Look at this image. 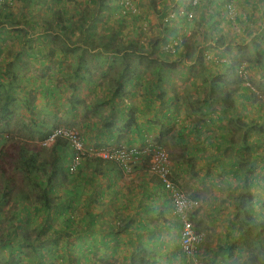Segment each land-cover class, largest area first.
Listing matches in <instances>:
<instances>
[{
    "label": "crops",
    "instance_id": "crops-1",
    "mask_svg": "<svg viewBox=\"0 0 264 264\" xmlns=\"http://www.w3.org/2000/svg\"><path fill=\"white\" fill-rule=\"evenodd\" d=\"M48 1L58 7L60 15L61 10H67L62 15V20H58L59 26H57V23L55 24L57 27L55 31L68 33L69 39L67 41L69 42L61 43L59 51L54 50L53 47V56L44 57L46 53L38 54L32 51L40 49V46L43 47L42 50L49 48L50 44L52 45L49 34L44 31L37 34L38 38L35 42V39L25 35L22 40H32L31 49L34 50L20 48L15 52V58L12 61L15 62V65L17 63L19 65L16 66L18 69L13 75L33 74V72H27V70H20L26 66L49 70L54 63L61 61V72L65 75L64 83L61 85L62 92L67 90L66 88L72 87L70 86L73 82L71 70L75 65H80V72L91 71L93 75L105 77L104 81L106 83L101 86V91H112L115 86H118L119 91L129 93L128 96H131L130 102L137 109L138 124L145 131V136L148 135V139L152 140L156 138L161 147L168 152L171 159V176L174 182L189 196L197 198L201 202L200 209L193 214L195 229L203 236L198 250L197 263L229 264L235 262L237 264H248V261L251 262V256H248L246 252H250L249 248H252L250 241L258 230L252 231V234L247 233L245 235L246 239H244L246 231L244 228L239 229L240 221L244 222V220L237 213L235 204L237 202L236 197L239 195L238 190L241 187L238 175L241 170L240 166H243V163H240L239 166L236 158H233V155H241V151L239 149L232 150L226 146L229 139L227 117L222 116L223 113L213 110L212 107L213 112L209 116L207 114L197 115L187 109L188 101L193 100L191 96L196 92V90H193V85H190V81L194 82L196 78L191 77L184 82L181 76L185 71L183 69L184 64L187 66L192 65L191 59L194 61L195 54L186 57L185 50L179 48L177 57L176 54L173 55L163 50L167 48V43L169 45L175 44L173 40L176 36L181 35V30L176 31L173 28V35H168V39H160V41L154 42V44L159 45L157 52L141 51L139 53L132 52L130 49L125 52H116L113 49L114 44H117L116 35L113 34L114 25L112 24L109 27L110 23L107 21L111 17L110 9L113 0ZM100 1H104L107 5L99 10ZM216 1L209 0L216 11L221 13L217 26L221 28L219 31L221 30V34L231 46L234 57L237 56V59L241 60L240 63L248 65L247 69L251 75L252 85L263 94L264 0H238L237 12L239 19L236 21H238L239 29L232 35V31L228 33L225 26L236 27L237 23H227L222 11V0ZM42 2H45V0H42ZM209 2L208 0H201V4L195 10L196 22L203 19L204 10L208 8ZM116 3H119V0ZM137 3L141 7V11L149 10L148 7L143 10L141 1H137ZM180 4L178 3L176 8L181 7ZM15 5L17 6V1ZM15 5L11 8V12L14 9L15 12L20 9L21 6L16 7ZM0 10H5V8ZM139 12L140 9L138 8L136 16L127 17H131L133 20V18L138 17ZM23 15L25 16V18L22 16L24 18L23 26H29L24 22L26 19L29 22H36V26L40 22L34 19V13L31 9H27V13H23ZM142 15L144 16V13ZM209 17L212 16L209 15ZM12 18H14V15H12ZM68 19L69 21H67ZM178 19L176 18L173 22L178 21ZM5 26L10 25L5 23ZM117 26L120 27V24ZM174 27H176V24ZM212 27H215V25H212ZM101 30L106 35L97 37V32ZM190 31H194V29L190 27ZM109 33H111V36L106 38ZM116 33L119 32L116 31ZM127 33L131 34L130 31H127ZM43 34H47V37ZM78 34L80 35L77 41L75 39ZM82 34L85 35L83 42L87 39V43H92L90 40L96 39L92 49L86 47V44L80 43L83 39ZM4 35L5 32L0 31V47L5 40L2 39ZM132 36L127 38L130 39ZM187 41L192 49L196 47L198 50L203 47V43L195 37L191 40L187 39ZM202 41H204V37H202ZM211 41V39L205 40L207 42L205 46H213ZM111 42H114L113 46ZM70 43H72V46ZM256 44H258V47ZM107 48H110L109 51H106ZM224 48H226V45H224ZM137 56H146L150 59L154 58L153 56H162L169 60V63H175L176 66L180 64L177 71L173 69L177 73L179 72L178 78L171 75L167 78L168 81H164V79L157 82L151 71L146 70L145 59L142 64L135 68V64L138 62ZM211 58L214 59L213 53ZM227 58L232 61L230 57ZM259 60L260 63H258ZM50 62L53 64H50ZM124 66L128 69V74L122 73ZM135 69L137 70V76L133 77L134 74L132 73ZM218 72H223V70L220 69ZM78 75L81 76V74ZM73 79H75L77 85L87 86L84 84L85 82L82 83L83 79L79 81L76 76ZM102 81L100 82L102 83ZM130 82H132L131 85H129ZM197 85L198 87L201 86L200 82ZM3 87L6 88L7 85H3ZM185 90L191 92L187 97ZM12 92L16 91L12 90ZM139 94L141 96H138ZM3 98L12 100L8 95ZM114 99L115 104H118L120 98L114 97ZM124 99H126L125 103H128V98ZM56 100L58 101V99ZM147 102L151 105L148 106ZM249 104L250 101L247 100L237 103L238 108L235 113L239 118L243 115L244 121L248 123L252 122L257 116L247 117L250 114L249 112L244 115L241 109L246 108ZM73 105L78 108L79 103L74 100ZM109 106L114 108L111 102ZM115 112L108 115V121L120 123L122 114L118 111ZM217 113L218 115H216ZM91 121L94 122L95 120L91 119ZM192 126L200 129V132L190 134L187 129L192 128ZM131 134L128 138L134 139ZM253 138L250 135L249 141H252ZM143 142H138L135 145L140 146ZM218 145L222 146L221 151L217 149ZM251 154L250 151L244 155L249 161V165L244 169L256 171L253 177L249 176V181L251 180L252 183L250 190L252 197L250 196L249 203L250 208L253 210V219L264 221V195L261 194H264V165L256 162L262 155L257 154L251 158ZM233 162H236V166L233 165ZM86 166H89V164H83L81 172L79 171L77 181L80 184L77 186L78 190L75 194V196L80 195V203L76 205L75 209L80 211L81 217L75 223V235L72 241L74 257L79 255V260H84L86 256H89V261L93 264H128L129 259L133 256L138 259L140 256L144 257V264H183L179 251L180 228H178L173 215L168 193L161 187L158 179L150 173L147 162L142 160L138 163L130 175L122 172L115 173L107 164H101L99 168L101 174H94L92 172L95 170L94 166H91V172L85 169ZM89 177H93V179H90L92 183L89 181ZM87 200H89V210H84L82 206L87 205ZM129 217H131V220ZM111 221L117 223L120 229L117 230V227L112 228ZM77 226L78 229H76ZM250 235L252 237L248 240ZM146 253L153 255L155 258L148 257Z\"/></svg>",
    "mask_w": 264,
    "mask_h": 264
},
{
    "label": "trees",
    "instance_id": "trees-1",
    "mask_svg": "<svg viewBox=\"0 0 264 264\" xmlns=\"http://www.w3.org/2000/svg\"><path fill=\"white\" fill-rule=\"evenodd\" d=\"M16 1L18 0H3V2H0V9L5 8V10H0V20H4L5 23L9 24L10 26L15 24L12 21V12L11 8L14 7L16 4ZM22 1V0H21ZM26 1V0H23ZM31 2L33 0H30ZM184 1V0H183ZM221 1V0H219ZM30 2V4H31ZM189 3L187 5H183L179 8L174 9V12L169 13L168 15H165L166 17L161 18V24L164 26L167 35L172 36L173 35V28L176 31L180 29L178 26L179 22L183 23L182 21H193L195 19V13H196V8L201 4V0H196L194 3V0H189ZM209 2V0H208ZM218 2V0H217ZM221 3L222 5V11L224 12V19L227 21L228 24H233L236 22L238 19V12H237V5H238V0H222ZM221 3H219L221 5ZM119 4V3H118ZM211 4V2H209ZM208 4V5H209ZM107 3L104 1H100L98 5V9H102L105 7ZM214 7V5H213ZM228 7V9L226 8ZM182 8V9H180ZM215 8V7H214ZM219 8V5H218ZM67 10H61V15L56 14L55 16L57 19L62 20V15L65 14ZM216 14H219L218 11H216ZM226 12V13H225ZM228 12V13H227ZM120 14L124 16L121 12ZM191 15V17H189ZM212 15V14H210ZM25 18V16L23 15ZM92 18V17H91ZM176 18H179L178 21H174ZM210 18V17H209ZM213 18V17H211ZM219 18H213V23L212 25H215L214 30L218 28V21ZM69 21V19L67 20ZM217 21V22H214ZM25 24H29L32 28L36 26V22H29L27 19L24 21ZM85 24V23H83ZM176 24V27H174ZM57 26L59 24L57 23ZM221 29V28H219ZM217 29L216 33L220 34L216 35L213 37L211 43L213 46L209 45L206 47L207 50H210V52H213V58H208L205 59L204 56V50L205 48L201 47L200 49H192L191 45L188 44V41H184L185 43H182L181 46H174V53H170V49L168 47L169 43H167V48L163 49L164 51L170 53V54H176L177 56V51L179 48H183L186 53V57H191V54H195L194 61H192V65L187 66L184 64L183 69L185 70L183 72V75L181 76L182 81L186 82L189 80V78L193 77L195 80L194 82L190 81V85H193V90H196L195 94L191 96L193 98L192 101H188V107L189 111H191L194 114L197 115H206L209 116L213 112L211 109V106L216 105L220 108V110L223 112L221 114L222 116L227 117V130L229 131V139L226 142L227 148H231L232 150L239 149L241 151V155H233V158H236V162H238L239 166L240 163H243V166L241 167V170L239 172V179L241 183V187L238 190L239 195H237L236 199L237 202L235 204V209L237 213L241 216V218L244 220V222L240 221L239 224V229L244 228L246 233L244 234V239L245 235L247 233H251L252 231L258 230V232L264 231V221H260L259 219L257 220L256 218L253 219V210L250 208V190L252 188V183L249 181V176L253 177L256 171H249L244 169L246 166L249 165L248 158H245L244 155L247 152H250L253 147H259V146H264V125H262V120L258 121L259 117H262L261 110L262 106L264 104V93L262 94L260 91L254 88V86L248 82H243L242 85L240 86L239 89L232 90L228 88L230 86V80L226 78V73L225 72H232L235 73L238 72L239 74H246L245 70L241 67L235 69V64H239L240 66L242 63H240L241 60L237 59V56L234 57V53L232 54V49L231 46L227 43V40L223 35L221 34V30L219 31ZM43 36L47 37V34H43ZM49 37H52V34L49 35ZM177 37V36H176ZM31 41L32 40H27L23 41L25 44H27V49H31ZM54 42H52V46L49 48L42 50L43 47L40 46V49L32 51L33 53H43L45 57L48 56H53V47H54ZM51 45V44H50ZM224 45H226V48H224ZM258 47V44H256ZM157 47L158 45L156 44V47L154 45L151 46L149 50L150 52H157ZM223 47V48H221ZM220 48V49H219ZM61 49V46H60ZM118 50V49H117ZM213 50V51H212ZM141 52V51H140ZM147 52V51H146ZM232 54V55H231ZM259 54V53H257ZM231 55V56H230ZM17 56V55H16ZM138 57V62L135 64V68L138 67L139 64L143 63V60H146L145 68L146 70H150L152 76L156 79L157 82H160L161 80L163 81H168L167 78L171 77V71L175 68L176 65L175 63H169L167 59L163 58L162 56H153L154 58H148L146 56H137ZM178 57V56H177ZM227 57H230L232 61H229ZM207 58V57H206ZM224 59V60H222ZM234 60L236 61L234 63ZM83 62H85L83 60ZM57 66L61 70V61H57ZM213 63H218V69H224L223 74L215 76L212 74L213 72L209 69L208 65H211ZM260 63V60L258 61ZM80 65H75V67L71 70V77H72V89L73 91L77 89V84L75 83V79H73L75 76L77 79L80 81L82 80V83L85 82L87 86H85V90L87 91V94L89 92L94 93L95 97H99V92L103 93L104 92V98L103 100H99L96 103L93 101L89 102H79L78 108L74 107V101L70 100L69 102H66L67 106V112L68 116H66L64 112V116L66 119H64L65 122L71 123L70 125H67L66 127L62 126L61 124H56L53 129L49 131V133H46L45 136L41 135L42 133V127L37 129L39 130V133H36L35 139L42 140L46 136H48L52 131L56 129H64L65 131L68 132H74L76 135L77 140L82 143L84 150L83 152H87L86 150L96 148L99 150H107V149H114L118 150L121 148H126L127 150L131 147H135L136 143H141L143 142L142 145L147 143V146H150L151 148H158L161 145L157 142L156 138L154 140L148 139V135L145 136V131L141 126L138 124V119L136 117L137 114V109L133 104H131L130 99L131 96H128L129 93L126 92H121L119 91V87L115 86L114 90L112 91H101V82L98 81L99 75H93L91 74V71L87 72H80ZM133 72V71H131ZM122 73L128 74L129 71L128 69L124 66ZM137 70L132 73L134 74L133 77H136ZM219 73V72H218ZM78 74H81L79 76ZM215 78V84H208L209 80L208 79H214ZM93 79H92V78ZM69 78V77H67ZM96 78H98L96 80ZM128 78V77H127ZM244 80H246V76L240 77ZM219 80V82H218ZM201 86L198 87L199 82ZM198 82V83H197ZM7 84H10L8 82ZM116 84V83H115ZM132 82L129 83L131 85ZM98 89L99 92H96ZM238 91V92H236ZM51 94L48 96V100L46 105L49 107H52L53 104H57L58 101L56 100V96L54 95V91L49 90ZM89 94L90 95H92ZM242 93V94H240ZM120 94V95H119ZM157 94V93H156ZM191 94L190 90H185V95L186 97ZM236 95V98L234 96ZM132 95V93H131ZM9 96V95H8ZM110 96V98H108ZM46 97V95H45ZM44 97V98H45ZM114 97H119L120 100L118 104H115V99ZM128 98V103H125L126 99ZM254 98L257 100H260L258 102L260 105L254 103ZM7 102L5 104H0V121H3V123L6 122L3 117V115L6 114V110H8V104L11 102L8 98L5 99ZM91 100V99H89ZM250 101V104L248 106H254L257 105L259 106L257 108V111L260 112L258 116H256L252 122L248 123L244 121V116L242 117H236V109L237 103L241 101ZM111 102V105H113L114 108H111L109 106V103ZM147 105L150 106L151 103L147 102ZM106 106L108 107V113L107 115H104L106 111ZM247 106V107H248ZM77 107V106H76ZM246 107V108H247ZM244 108V109H246ZM243 113L245 115L246 111ZM64 110V108H63ZM6 111V112H4ZM115 111H118L119 113L121 112L122 118L120 120V123L114 122L112 123L111 121H108L109 117L108 115L116 113ZM117 112V113H118ZM118 113V114H119ZM228 114V115H227ZM218 115V113L216 114ZM91 119H97V123L92 122ZM100 119V120H99ZM62 122L59 119H57V123ZM1 123V122H0ZM41 124L43 122H40ZM170 123V122H169ZM189 133L191 134L192 132L194 133H199L200 129L193 127L190 129H187ZM84 131V132H83ZM150 132V131H149ZM132 133L131 135L134 137V139H129V134ZM147 133V131H146ZM41 134V135H40ZM252 135L254 138L252 141H249V136ZM142 138V139H141ZM141 139V140H140ZM146 140H151L150 142ZM95 143V147H90L91 142ZM71 141L68 137H58L55 139V142L50 148L43 147L39 150H30L27 147H20L19 152H18V163L20 166V169L22 170V187L21 191H17L15 198L20 197L19 199L24 202H29L31 200L35 201L36 204H38L39 209H35L36 212L38 213L41 211V213L46 216L51 217L53 214H60L63 219L62 227L61 229H58L54 231V235L49 241L50 246H57L59 249H56L54 247L55 251H52L53 253L50 255L51 263L53 260H60L61 263L64 264H93L92 262L89 261V256H86L83 259L79 260V255L75 258L74 261H71L69 257H65V255L61 252V236L63 238H67L68 242L70 240L73 241V238L71 236L74 235L75 233V228L72 227L73 223V217L70 216V213L73 210V205L74 202L72 200L75 199V194L77 192L76 185L80 182L77 181L75 178L76 175H79V171L81 172V167L83 164H89V166H94L95 170L92 171L94 174H101V170L99 169L101 164H107L111 170L115 173H124L126 171V166L121 163L120 161L116 160H108V161H103L102 159L98 157H90L88 154H83L81 156V162L77 166L76 171L69 173L68 171V166L71 168V165L69 164L71 156L75 155V152L72 150L71 147ZM152 144V145H150ZM221 145L217 146V149L221 151ZM159 149V148H158ZM61 154V159L59 158V155ZM260 163L264 165V157H260ZM236 162H233V165L236 166ZM161 187L163 188L162 182L159 179L158 176L154 175ZM74 179V180H73ZM60 181H64V183L69 184L67 188L64 189L65 191V196L62 199L61 203V211H59L60 207L58 203H56L53 193L55 192V187ZM72 186V187H71ZM164 189V188H163ZM30 190L33 191V193H30ZM167 191V190H165ZM169 199L171 197L170 192L167 191ZM12 193H11V188H10V183L8 181L5 182H0V201H7L9 198H11ZM191 197V196H190ZM252 197V196H251ZM193 199H197L194 197H191ZM171 203V200H170ZM172 209V206H171ZM59 211V212H58ZM197 211L193 210L191 212V220L194 224L193 220V214ZM55 215V216H56ZM131 220V217H129ZM176 223L178 224V228L181 227V221L178 215L175 216ZM246 220V223H245ZM195 225V224H194ZM126 226V225H125ZM251 226V227H250ZM231 227H233L231 225ZM177 228V227H175ZM120 229V226L118 227ZM117 229V230H118ZM180 230V229H179ZM196 230V229H195ZM257 232V233H258ZM31 234H25L23 235L18 242L16 243L15 247L11 244V242H5L3 244V247L8 251L10 260L12 264H20L19 259H17L16 254L14 252L16 250L20 251L21 248H32L34 250V247L32 245V242L30 240ZM257 236V235H254ZM42 238H39L38 240H41ZM64 240V241H65ZM42 242H40L41 244ZM70 250V247H66L65 249L62 248V251L64 253H71L68 252ZM73 250V247H72ZM181 256H182V261L185 262L186 256L181 252V249H179ZM36 254V259L34 263L32 264H46L44 257H42L43 253L40 252H34ZM88 254V253H87ZM148 257H153V255H148ZM71 256V255H69ZM75 256V254H74ZM255 256H252L250 258V261L253 262V264H257V261L255 260ZM62 260V261H61ZM79 260V261H78ZM60 263V264H61ZM145 263V258L140 256L139 259L137 257H131L129 259L128 264H144Z\"/></svg>",
    "mask_w": 264,
    "mask_h": 264
},
{
    "label": "rangeland",
    "instance_id": "rangeland-1",
    "mask_svg": "<svg viewBox=\"0 0 264 264\" xmlns=\"http://www.w3.org/2000/svg\"><path fill=\"white\" fill-rule=\"evenodd\" d=\"M118 1V0H116ZM115 0L112 1V7L110 9V15L111 17L107 19L108 23H110V26L113 24L114 29V35L115 40L117 44H114V42H111V45L113 46L114 51L116 52H125L127 50H131L132 52H139L140 51H151L149 50L152 45L156 47V44L154 42H157L160 39H168L166 31L164 32L165 28L161 24V18L166 17L165 15H168L171 12H174V9L178 3H181L182 6L187 5L189 3V0H134V2L137 4L136 8L140 9L139 15L136 18L131 19V17L122 16L120 14V8L119 4L116 3ZM137 1H141L143 5V10H145L147 7L149 8L148 11L145 10L141 11V7L138 6L139 4ZM30 0L26 1H17V6H21L20 9H17L15 12V9L12 11V15H14V18H12L13 22L16 26H5V22L3 19L0 20V31H4L5 35L2 37V39H5L4 42H2V48L0 52V104H5L7 101L3 98L5 95H9L12 100L8 104V110L4 111L6 112L3 117L5 123L3 121H0V137L2 138V145L3 149L0 153V182L8 181L10 183L11 193L13 196L9 198L7 201H0V264H8L11 263L8 251L3 247V244L6 242H11V244L15 247L18 240L25 234H31L30 240L32 242V245L34 247V250L31 248H21L20 251L16 250L14 254H16L17 259H19L20 264H32L34 263L36 259V254L34 252H42L45 259L46 264L51 263L50 255L53 253L54 247L56 249H59L57 246H50L49 241H51L54 231L61 229L62 227V221L64 217H62L60 214H53L51 217L43 215L41 211L38 213L35 209H39L38 204H36L35 201L31 200L29 202L21 201L17 197L15 198V195L17 191H21L22 185V173L21 169L18 163V152L20 147H27L28 149L33 147V144H35L36 149L39 148L40 141L35 139L36 133H39L37 129H42V136H45L46 133H49L51 129L56 126V124H61L62 126L66 127L67 125H70L71 123L65 122L64 119L66 117L64 116V112L67 111L66 102H69L70 100L79 101V102H89L93 101L96 103L99 100H103L104 93H101L96 90V92H99V97H95L94 93L89 92V94L92 93V95L89 96L87 94V91L85 90V86H79L77 85V89L73 91L72 87L66 88L67 90L61 91V85L64 83L63 79L64 76L60 69L57 67V63H52L51 68L49 70H43L39 67L33 68L30 66H26L20 70H27V72L33 74L25 75V76H14L17 71V63L15 65V62L12 61L15 58V52L18 51V49L23 48L26 50L27 44L23 43V37L29 36L30 38L36 39L38 38L39 33L46 32L47 34H52L51 43L53 40L54 42V50L60 49L61 43L69 42L67 41L69 39L68 33L60 32L58 33L55 31L57 29L56 23L58 22L56 14H60L58 12V7L56 5H53V3L49 2L48 0H45V2H42V0H33L30 4ZM217 2V1H216ZM205 5V3H203ZM208 8L204 10V16L203 19L199 22H196L195 19L193 21H182L183 23H179V27L181 30V35L179 37H176L173 40V43H177V45H181L182 43H185L186 39L188 38L191 40L193 37L197 38L201 43H203L204 50V56L205 59L208 60L206 57H210L213 52L209 53V50H206V44L205 40L213 39V37L217 34L216 31L219 28L212 27L213 18H219L221 16V13L216 14L215 8L213 7V4L207 5ZM15 7V8H16ZM28 7V8H27ZM227 8V7H226ZM27 9H31L34 13V19L37 21H40L37 26L34 28H31L29 26H23V13H27ZM228 9V8H227ZM22 10V11H21ZM170 10V11H168ZM198 12V10H197ZM144 13V16L142 15ZM226 13V12H225ZM228 13V12H227ZM213 18H209V15ZM113 15V17H112ZM105 16V15H103ZM132 16V15H131ZM195 16V15H194ZM88 17V16H87ZM130 18V19H129ZM105 19V18H102ZM239 19V18H238ZM3 21V22H2ZM101 21V20H100ZM120 24V27L117 25ZM236 27L235 26H228L224 25L227 29V32L231 35L237 31L239 28L238 21H236ZM47 24V25H46ZM219 24V23H218ZM44 27V29H42ZM116 27V28H115ZM190 27L194 29V31H190ZM23 28V29H22ZM223 28V27H222ZM19 31H16V30ZM224 29V28H223ZM119 32V33H116ZM127 31H130L131 34L127 33ZM80 32V30H78ZM27 33V34H26ZM58 33V34H57ZM78 37L75 39L78 41ZM99 35H106V33L101 30L97 32V37ZM132 36V38H127L129 36ZM220 35V34H217ZM216 35V37H218ZM229 34V36H231ZM111 36V33H109L106 38H109ZM193 36V37H192ZM76 37V36H75ZM74 37V38H75ZM82 41L80 43L86 44V47L89 49L93 48V43L96 39L90 40L92 43H87V39L85 42L84 37L85 35L82 34ZM202 37H204V41H202ZM49 44V43H48ZM46 44V45H48ZM22 45V46H21ZM72 46V43H70ZM158 45V44H157ZM200 45V44H198ZM52 46V45H50ZM159 46V45H158ZM223 48V47H221ZM110 48H107L106 51H109ZM118 49V50H117ZM220 49V48H219ZM213 51V50H212ZM61 53V52H60ZM88 53V52H87ZM233 54V52H232ZM231 54V55H232ZM230 55V56H231ZM24 57V56H23ZM45 57V56H44ZM46 63V61H44ZM48 62V61H47ZM180 64L175 66V70H178ZM209 69L213 72L215 76L223 74L222 72L218 71V63H213L211 65H208ZM243 68L246 72V74H239L238 72L232 73V72H225L226 78L230 80V86H228L229 89L235 90L239 89L243 82L251 83V75L249 70L247 69V64H242L241 66L237 63L235 64L236 68ZM224 70V69H222ZM65 71V70H63ZM172 70L171 75H174L175 78H178V73ZM137 76V75H136ZM246 76V80L240 78ZM92 78V77H91ZM214 78V76H213ZM217 78V77H215ZM215 78L214 79H208V84H215ZM93 79V78H92ZM97 79V78H96ZM105 77H102L99 75L98 81H102L101 86H103L106 81H104ZM10 82V84H7ZM219 82V80H218ZM200 83H202L200 81ZM252 84V83H251ZM3 85H7V87H3ZM111 85V84H110ZM12 90H15L16 92H12ZM49 90L54 91V95L56 96V99H58V103L55 105L53 104L52 107H49L46 105L48 100V96L51 94ZM139 90V89H138ZM238 92V91H236ZM239 93V92H238ZM264 93V92H263ZM46 95V97H45ZM138 96H141L139 94ZM235 98L236 95L234 94ZM45 97V98H44ZM91 99V100H89ZM258 102L260 100H257L254 98L253 104L256 103L260 105ZM76 108V105H74ZM213 110L217 112L223 113L220 108L216 105L211 106ZM259 106H248L244 111L248 114L247 117L253 118L255 115H259L260 112L262 114V117L258 118V121L262 120V125H264V104L262 106V110L260 112L257 111V108ZM64 108V110H63ZM243 111V109H241ZM108 113V107L106 106V111L104 115H107ZM245 113V114H246ZM254 113V114H252ZM66 116H68V113L65 112ZM228 115V114H227ZM238 116V115H237ZM236 116V117H237ZM57 119H59L62 122L57 123ZM95 122H97V119H94ZM100 120V119H99ZM40 122H43L42 124ZM114 123V121H111ZM84 132V131H83ZM35 137V138H34ZM90 147H95V143L92 141L90 143ZM50 148V146L48 147ZM89 150H92L91 154H88L89 156H93L94 153H98L100 151L108 152L107 150L111 151L110 149L107 150H99L96 148L88 149L86 151L89 152ZM170 158L168 152L163 149ZM251 158H253L254 155L260 154L264 157V146L259 147H253L251 149ZM59 158L61 159V154H58ZM98 155V154H97ZM98 157V156H96ZM103 161L105 158H101ZM109 159V158H107ZM260 157L256 161L257 163H260ZM171 164V160H170ZM85 169L88 172H91V166H86ZM79 175H76L75 178L78 179ZM89 181L92 183L93 177L88 178ZM74 180V179H73ZM97 180V179H94ZM100 180V178H98ZM90 183V184H91ZM80 184V183H79ZM78 184V186H79ZM69 184L64 183V181H60L57 186L55 187V192L53 193V197L56 200L55 202L58 203L61 211V203L62 199L65 196L64 189L67 188ZM72 187V186H71ZM77 188V185H76ZM263 192V191H260ZM30 193L32 194L33 191L30 190ZM264 195L263 193H261ZM88 195V194H86ZM80 195L75 196V200H72L74 203L73 210L70 213V216L73 217V223L72 227L75 228L76 221L81 217L80 211H76V205L80 203L79 199ZM86 197V196H83ZM87 200V205L82 206L84 210H89V204ZM81 207V206H79ZM87 209H86V208ZM201 207V206H200ZM200 207L198 209H200ZM100 208V206H99ZM105 208V206H104ZM103 208V209H104ZM58 211V212H59ZM104 214V213H103ZM56 215V216H55ZM120 221V220H119ZM110 222V221H109ZM112 228L113 227H119L117 223H114L111 221ZM78 229V226L77 228ZM75 235V234H74ZM71 236L72 238L74 237ZM253 236V239H251L252 235L248 237V240L251 239L250 243L252 248H249L250 252H246L248 256H255V260L257 261V264H264V231L255 233ZM39 238H42L41 240H38ZM67 238H63L61 236V252L65 255V257H69L71 261H74V251L72 250V240L69 242L65 240ZM65 240V241H64ZM40 242H42L40 244ZM71 249L68 252L71 253H64L62 251V248L65 249L66 247H70ZM60 250V249H59ZM71 255V256H69ZM62 261V260H61ZM60 260H53L52 264H60ZM12 264V263H11ZM64 264V263H61ZM198 264V263H197ZM248 264H253V262H249Z\"/></svg>",
    "mask_w": 264,
    "mask_h": 264
},
{
    "label": "built area",
    "instance_id": "built-area-1",
    "mask_svg": "<svg viewBox=\"0 0 264 264\" xmlns=\"http://www.w3.org/2000/svg\"><path fill=\"white\" fill-rule=\"evenodd\" d=\"M10 1V0H9ZM3 2V0H0ZM196 0H194V3ZM120 12L123 15H135L138 12L136 8V3L134 0H119ZM228 8V7H227ZM191 17V15H189ZM170 53H174V49L169 46ZM68 137L71 141V145L81 150V143L77 140L74 132H68L64 129H57L53 131L45 141L41 144L43 146L53 143L58 137ZM94 153L93 156H98L99 158H105V160H116L120 161L126 166V171H131V165L136 163L138 159L143 156H150L149 168L152 173L159 177L164 187L170 192L174 211L176 215L180 218L181 223V247L182 251L186 256L185 264H195V257L197 248L202 241V234L198 233L191 220L190 212L198 207V203L191 199H188L178 188H175L169 179V169H168V157L162 149L151 148L150 146L144 148H121L118 150L111 149ZM98 154V155H97ZM109 158V159H107ZM234 264V263H232Z\"/></svg>",
    "mask_w": 264,
    "mask_h": 264
},
{
    "label": "clouds",
    "instance_id": "clouds-1",
    "mask_svg": "<svg viewBox=\"0 0 264 264\" xmlns=\"http://www.w3.org/2000/svg\"><path fill=\"white\" fill-rule=\"evenodd\" d=\"M124 16H131V14H129V15H124ZM132 16H136V14L135 15H132ZM169 46H171L172 48L174 47V46H178L177 45V43H175L174 45H168V47ZM57 130V129H56ZM55 131V130H54ZM53 132V131H52ZM51 134V133H50ZM49 134V135H50ZM48 135V136H49ZM48 136H46L45 138H43L42 140H39L40 141V143H39V148H43V147H51L52 145H53V143L55 142V140H54V142L53 143H49V144H47V145H45V146H43L41 143L43 142V141H45L46 140V138L48 137ZM38 140V139H37ZM148 142H150L151 140H147ZM2 143V138L0 137V153H1V151H2V149H3V143ZM36 144V143H35ZM35 144H33V147L32 148H30V150H39V149H36L35 148ZM147 143H145L144 145H140V146H135V147H131V148H144V147H147ZM150 145H152V144H150ZM71 147H72V150L75 152V155H73V156H71V158H70V161H69V164L71 165V168H69V166H68V171H69V173H71L70 171H72V172H75L76 171V168H77V166L80 164V162H81V156L83 155V154H90V155H92L91 154V152H92V150H89V152L87 151V152H83V150H84V147H83V145H82V143H81V150H78L77 148H75L74 146H72L71 145ZM158 148H160V147H158ZM130 149V148H129ZM161 149V148H160ZM162 150H163V148H162ZM164 151V150H163ZM165 152V151H164ZM89 156V155H88ZM90 157H96V156H90ZM167 157H168V155H167ZM99 158V157H98ZM101 159V158H100ZM142 160H144L145 162H147V166H148V170L150 171V168H149V160H150V156L149 155H147V156H143V157H141L140 159H138L137 160V162L136 163H134V164H132L131 166V171L130 172H127V171H125L124 172V174H126V175H130V174H132L133 173V170H134V167L138 164V163H140ZM170 158L168 157V169H169V179H170V181H171V183L174 185V187L175 188H178L188 199H191V200H193V201H196L197 203H198V207L196 208L197 210H198V208L201 206V202L198 200V199H193V198H191L183 189H181L175 182H174V180H173V178H172V176H171V169H170V167H171V164H170ZM108 161V160H107ZM150 173L152 174V175H155L154 173H152L151 171H150ZM163 185V184H162ZM163 188H164V190H167L165 187H164V185H163ZM168 191V190H167ZM170 200H171V206H172V212H173V215L174 216H176V213H175V211H174V206H173V201H172V198L170 197ZM195 209V210H196ZM190 218H191V212H190ZM191 220V219H190ZM191 222H192V220H191ZM192 224H193V222H192ZM193 226H194V224H193ZM194 228H195V226H194ZM197 231V230H196ZM198 232V231H197ZM199 233V232H198ZM180 234H181V227H180V231H179V247H180V249H181V252L184 254V252L182 251V247H181V240H180ZM202 242V241H201ZM201 242H200V244H201ZM200 244H199V246H200ZM72 246V245H71ZM71 246H70V249H71ZM199 246H198V248H197V251H196V254L194 255V257H195V264H197V255H198V250H199ZM185 255V254H184ZM232 263H234V264H237V263H235V262H230L229 264H232ZM8 264H11V263H8ZM183 264H185V262H183ZM226 264H228V263H226Z\"/></svg>",
    "mask_w": 264,
    "mask_h": 264
}]
</instances>
